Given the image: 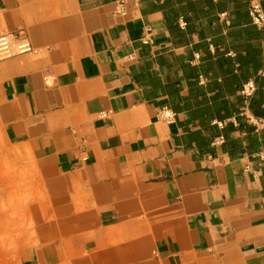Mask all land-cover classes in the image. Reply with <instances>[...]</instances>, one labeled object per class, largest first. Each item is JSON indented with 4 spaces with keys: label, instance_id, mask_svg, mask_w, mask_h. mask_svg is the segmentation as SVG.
Listing matches in <instances>:
<instances>
[{
    "label": "crops",
    "instance_id": "0c3cea01",
    "mask_svg": "<svg viewBox=\"0 0 264 264\" xmlns=\"http://www.w3.org/2000/svg\"><path fill=\"white\" fill-rule=\"evenodd\" d=\"M180 5L171 31L165 19ZM116 9L117 0H0V35L34 50L0 61V221L22 215L23 226L7 225L24 232L10 261L264 264V130L243 113L264 119V33L248 3ZM147 33L153 45H142ZM164 106L173 124L158 119ZM206 109L210 142L192 120Z\"/></svg>",
    "mask_w": 264,
    "mask_h": 264
},
{
    "label": "built area",
    "instance_id": "2783aa9c",
    "mask_svg": "<svg viewBox=\"0 0 264 264\" xmlns=\"http://www.w3.org/2000/svg\"><path fill=\"white\" fill-rule=\"evenodd\" d=\"M138 0H117V9L116 13L119 15H126V5L128 3H137ZM248 15L251 19V22L259 30L264 33V10L262 7L261 0H248ZM180 26L183 27L184 23H180ZM142 45L150 46L153 45V39L150 33L144 37L141 41ZM263 50H264V39H263ZM33 47L32 44L26 38H20L13 34H1L0 35V61L14 57L22 56L32 53ZM259 75L264 77V64L263 68L260 70ZM257 90L254 80L245 81L239 90V95L242 98L245 108L247 107L250 99L254 96ZM245 114L246 121L250 124H253L257 129L264 130V119L259 120L251 115L247 114V109L243 110ZM157 117L159 120L165 122L166 124H173L175 122V113L164 106L158 111ZM219 127H222V124H217ZM223 137H219L216 140V143H222Z\"/></svg>",
    "mask_w": 264,
    "mask_h": 264
},
{
    "label": "rangeland",
    "instance_id": "374dc122",
    "mask_svg": "<svg viewBox=\"0 0 264 264\" xmlns=\"http://www.w3.org/2000/svg\"><path fill=\"white\" fill-rule=\"evenodd\" d=\"M21 204H23V200L22 199H16V205L20 206ZM12 205V204H11ZM15 205V200H13V206ZM3 206V202L2 200H0V210ZM1 217V216H0ZM14 222L17 226H23L21 225L23 220H22V215L19 214H12L11 217H6L5 220L0 221V264H17V262L15 263L14 261H10L9 258V250L12 251V256H14L15 253H17L18 250V246L12 247V249L9 248V243H13L14 238L16 240V242L19 240V242L21 241V243L23 242V239L21 238V235L23 236V231L21 230H8V222Z\"/></svg>",
    "mask_w": 264,
    "mask_h": 264
},
{
    "label": "trees",
    "instance_id": "16d2710c",
    "mask_svg": "<svg viewBox=\"0 0 264 264\" xmlns=\"http://www.w3.org/2000/svg\"><path fill=\"white\" fill-rule=\"evenodd\" d=\"M207 1L209 2V0H207ZM245 3H248V1L245 0ZM234 4H235V1H234ZM190 5L191 4H189L188 8H186V9H188V11H190L194 15L200 13V10L197 9V7H198L197 5L196 6L195 5L190 6ZM184 10H185V8L180 5L178 12H176V11L175 12L174 11L170 12L171 16L165 19V23H166L167 28L169 30L173 31V29H176V27H177L176 16L179 13L183 12ZM212 10L213 9H211L208 6V7L205 8V13L206 14H210V13H212ZM233 13L236 14V15H239V14L242 13V11H240V10H238V11L236 10L235 11L234 10ZM205 112L206 113L204 115H203V113L202 114H197L196 117L193 118L192 120L194 121V119H197L199 121V125L203 126L206 129V139L208 140V142H210V141H213V139L216 136V130H215L216 126L211 125V119L209 117L211 115L210 109H206Z\"/></svg>",
    "mask_w": 264,
    "mask_h": 264
}]
</instances>
